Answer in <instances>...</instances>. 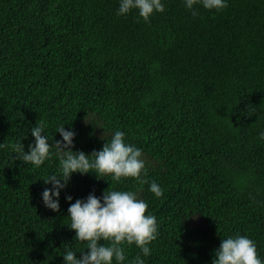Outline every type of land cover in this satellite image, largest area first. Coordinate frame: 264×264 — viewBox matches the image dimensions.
Returning a JSON list of instances; mask_svg holds the SVG:
<instances>
[{
  "label": "trees",
  "instance_id": "obj_1",
  "mask_svg": "<svg viewBox=\"0 0 264 264\" xmlns=\"http://www.w3.org/2000/svg\"><path fill=\"white\" fill-rule=\"evenodd\" d=\"M221 11L162 0L145 23L120 0H0V264H64L87 242L68 208L92 194L135 191L155 216L150 254L125 246L123 264H213L221 240L247 236L264 264V0ZM44 125L40 168L16 159ZM61 126L90 156L116 131L142 151L163 195L133 179L72 174L58 212L43 180L59 173ZM70 196L71 201L66 200ZM113 264H116L113 261Z\"/></svg>",
  "mask_w": 264,
  "mask_h": 264
},
{
  "label": "clouds",
  "instance_id": "obj_2",
  "mask_svg": "<svg viewBox=\"0 0 264 264\" xmlns=\"http://www.w3.org/2000/svg\"><path fill=\"white\" fill-rule=\"evenodd\" d=\"M184 3L193 16L198 15L197 5L208 11H221L227 7L225 0H184ZM133 10L147 23L153 14L162 13L165 8L162 0H120L118 15H127ZM57 132L62 137L61 141L55 142L59 173L43 180L52 187L45 188L42 193L43 203L51 211H59L60 191L67 186L74 173L111 176L117 184L122 179L130 178L141 186L148 184L155 197L163 195L162 188L147 178L142 151L125 142L124 132L116 131L100 151H94L90 156L71 151L75 136L73 131H66L61 126ZM42 133L43 124H36L31 129L34 146L30 145L27 153L20 142L10 145L14 152L20 154L16 159L40 168L49 159L52 149L48 137ZM261 139H264V133H261ZM71 199L70 196L66 197L68 201ZM147 212L148 204L139 199L135 191L106 190L102 201L90 194L86 201L71 203L68 228L75 232L76 240L87 242V248L79 258L73 251H67L63 255L64 264H113V261L123 264L126 259L125 246L133 245L143 256H148L149 245L157 238L158 225L155 216ZM131 264H144V260L138 254ZM213 264H262V261L258 258L254 241L247 236L237 235L221 240L219 249L214 253Z\"/></svg>",
  "mask_w": 264,
  "mask_h": 264
}]
</instances>
